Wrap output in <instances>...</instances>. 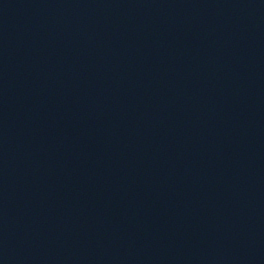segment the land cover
<instances>
[{"label":"water","instance_id":"95a60500","mask_svg":"<svg viewBox=\"0 0 264 264\" xmlns=\"http://www.w3.org/2000/svg\"><path fill=\"white\" fill-rule=\"evenodd\" d=\"M0 264H264V0H0Z\"/></svg>","mask_w":264,"mask_h":264}]
</instances>
